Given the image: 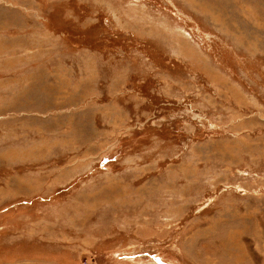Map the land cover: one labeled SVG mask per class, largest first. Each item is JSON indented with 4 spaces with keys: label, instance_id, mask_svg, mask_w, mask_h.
<instances>
[{
    "label": "rangeland",
    "instance_id": "obj_1",
    "mask_svg": "<svg viewBox=\"0 0 264 264\" xmlns=\"http://www.w3.org/2000/svg\"><path fill=\"white\" fill-rule=\"evenodd\" d=\"M0 264H264V0H0Z\"/></svg>",
    "mask_w": 264,
    "mask_h": 264
}]
</instances>
